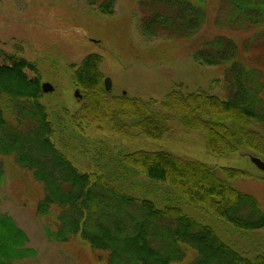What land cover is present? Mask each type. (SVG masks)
Here are the masks:
<instances>
[{
	"label": "trees",
	"instance_id": "16d2710c",
	"mask_svg": "<svg viewBox=\"0 0 264 264\" xmlns=\"http://www.w3.org/2000/svg\"><path fill=\"white\" fill-rule=\"evenodd\" d=\"M85 1L102 14L112 13L115 3ZM205 1L142 0L148 15L140 20V28L150 37L199 34L207 18ZM218 4L217 26L251 33L244 40L246 49L260 41L264 47V0ZM199 43L193 58L226 71V98L203 90L184 92L179 86L165 94L160 110L153 99L106 91L98 54L88 55L71 71L79 96L70 107L60 101L48 106L42 102L54 89L42 91L34 62L19 55L1 61L0 183L3 158L10 157L42 185L35 209L53 217L54 228H44L47 238L65 244L78 236L105 256L106 264H182L190 250L195 254L185 264H264L260 244L241 253L212 224H224L241 244L264 227L257 198L231 184L238 176L247 177V172L160 149L120 147L133 140L135 132L150 140L163 139L175 121L187 131L201 133L210 154L229 156L246 149L248 154L243 155L264 158V71L238 58V42L201 35ZM103 131L111 137L97 135ZM76 143L90 159L87 168L80 169L66 153ZM186 204L212 223L188 214ZM26 241L14 220L0 214V264L34 256Z\"/></svg>",
	"mask_w": 264,
	"mask_h": 264
},
{
	"label": "rangeland",
	"instance_id": "374dc122",
	"mask_svg": "<svg viewBox=\"0 0 264 264\" xmlns=\"http://www.w3.org/2000/svg\"><path fill=\"white\" fill-rule=\"evenodd\" d=\"M141 1L115 0L112 13L102 14L85 0H0V63L11 55L34 62L41 82H49L54 88L53 95L44 96L42 102L47 105L50 101H60L70 107L78 98L70 79L71 71L88 55L98 54L103 80L105 77L111 80V94L139 97L144 101L153 99L157 110H160L165 94L179 86L184 92L203 90L226 98V71L193 58V54L200 49L201 35L204 39L221 35L238 42V58L264 71L261 41L246 49L244 40L251 33L229 30L215 23L220 19L219 0L205 1L207 18L201 32L182 39L170 38L166 34L158 37L145 35L140 28V20L146 18L148 12L142 8ZM26 72L32 74V71ZM171 125L170 133L163 139L154 141L135 132L136 137L119 142L120 147L127 150L160 149L210 166L216 165L217 168L231 166L242 169L248 176H238L231 184L254 195L259 207L264 210V172L243 155L248 152L246 149L229 156L213 155L207 151L201 133L187 131L175 121ZM97 135L111 137L107 131ZM82 150L79 143L70 145L66 150L80 169L87 168L90 161ZM3 163L0 214L14 220L27 236L26 247L35 251L34 256L25 257L15 264H106L105 256L92 251L78 236L65 244L47 238L44 228H54L53 217L41 216L35 209L43 194L42 185L32 178L30 172L16 166L12 158H3ZM184 209L188 214L212 223L211 218L192 206L186 204ZM212 224L218 234L230 240L241 253L245 248H253L254 251L258 244L260 252H264V246L261 248L264 227L255 231L253 240L241 244L238 236L229 234L224 224ZM194 254L190 250L182 264Z\"/></svg>",
	"mask_w": 264,
	"mask_h": 264
},
{
	"label": "water",
	"instance_id": "95a60500",
	"mask_svg": "<svg viewBox=\"0 0 264 264\" xmlns=\"http://www.w3.org/2000/svg\"><path fill=\"white\" fill-rule=\"evenodd\" d=\"M103 85H104V89L106 91H109L111 90V80L109 77H105L104 80H103ZM41 89L44 93H47V92H51L53 91V86L49 83V82H43L41 84ZM75 96L78 95V92L75 91ZM251 161L252 164H254L259 170H261L262 172H264V159L260 158V157H257V156H254V155H250L248 157Z\"/></svg>",
	"mask_w": 264,
	"mask_h": 264
},
{
	"label": "flooded vegetation",
	"instance_id": "af4514ba",
	"mask_svg": "<svg viewBox=\"0 0 264 264\" xmlns=\"http://www.w3.org/2000/svg\"><path fill=\"white\" fill-rule=\"evenodd\" d=\"M77 96H79V95H77Z\"/></svg>",
	"mask_w": 264,
	"mask_h": 264
}]
</instances>
